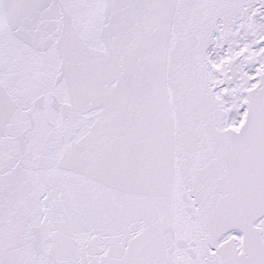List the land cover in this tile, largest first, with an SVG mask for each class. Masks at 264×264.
<instances>
[{
    "label": "snow or ice",
    "instance_id": "6c2138e0",
    "mask_svg": "<svg viewBox=\"0 0 264 264\" xmlns=\"http://www.w3.org/2000/svg\"><path fill=\"white\" fill-rule=\"evenodd\" d=\"M0 264H264V0H0Z\"/></svg>",
    "mask_w": 264,
    "mask_h": 264
}]
</instances>
